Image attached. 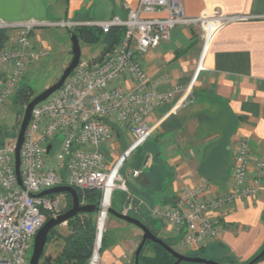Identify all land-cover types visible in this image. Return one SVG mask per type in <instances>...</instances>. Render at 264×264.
<instances>
[{"label":"built area","instance_id":"built-area-1","mask_svg":"<svg viewBox=\"0 0 264 264\" xmlns=\"http://www.w3.org/2000/svg\"><path fill=\"white\" fill-rule=\"evenodd\" d=\"M251 19L216 9L190 17L183 0H139L136 8L127 7L125 18L114 16L107 21L0 20V30L7 34L0 48V110L17 93L29 68L49 52L46 46L34 43L35 32L54 28L73 31L78 27L100 28L104 33L113 28L123 30L112 52L98 62L80 63L58 91L33 109L21 148L22 185L16 174L17 137L0 146V264H30L38 231L63 211L60 194L36 195L62 186L80 192L82 205H87V192H100L95 242L88 264H103V237L115 193L125 194L122 214H139L145 207L122 176L125 163L155 135L165 118L186 104L202 69L199 63L186 88L160 91L151 83L142 58L167 41L178 27L197 28L205 36L223 25ZM167 107L165 114L151 120ZM118 129L127 131L131 142L109 161L112 145L119 138ZM251 160L250 143L242 139L233 161L232 188L227 193L207 199L204 195L208 188L203 185L182 193L174 203L156 205L147 212L181 234L180 248L205 249L220 238L218 215L239 200L257 198L264 187V158L255 162L253 174L249 170ZM140 174L135 170L132 176ZM127 264L135 262L128 260Z\"/></svg>","mask_w":264,"mask_h":264},{"label":"crops","instance_id":"crops-1","mask_svg":"<svg viewBox=\"0 0 264 264\" xmlns=\"http://www.w3.org/2000/svg\"><path fill=\"white\" fill-rule=\"evenodd\" d=\"M138 3L139 0H0V20L107 21L114 16L125 18L127 7L136 8ZM183 3L190 17L216 9L252 19L223 25L205 36L197 28L178 27L167 41L142 58L151 83L160 91L186 88L199 63L202 66L186 104L157 128L151 154L143 156L142 164L135 159L134 167L127 161L122 169L130 191L145 204L144 215L149 208L174 203L182 193L203 185L208 188L204 195L207 199L227 193L232 188L233 161L242 139L251 146V174L255 162L264 158V0ZM43 37L44 33L37 31L33 41L48 48ZM100 53L88 63L96 62ZM168 108L158 111L151 120H157ZM115 150L109 161L118 156ZM135 170L141 171L140 176H132ZM217 220L222 230L220 238L204 250L216 249L228 262L248 264L264 248V187L257 198L237 201ZM111 230L116 234L110 242L107 239L102 263L127 264L136 252L142 231L116 217L109 221L108 231ZM167 230L174 232L177 240L181 237L176 229ZM257 264H264V260Z\"/></svg>","mask_w":264,"mask_h":264},{"label":"rangeland","instance_id":"rangeland-1","mask_svg":"<svg viewBox=\"0 0 264 264\" xmlns=\"http://www.w3.org/2000/svg\"><path fill=\"white\" fill-rule=\"evenodd\" d=\"M47 20H55V19H47ZM40 31L44 33L43 38L49 44V47H48L49 52L46 56H43L41 59H39L36 63H34L29 68L26 77L21 82V85L25 83L29 87V91H28L29 102L17 101L16 99V95L18 93L17 91V93L14 95L11 101L6 105V107L0 110V127H5V130L8 133V135L2 139L3 143H6V141L9 142V139L13 140V138L18 136L19 128L21 126L27 105L39 94H41L49 87L56 84L59 81L60 77L62 76L63 72L66 70V68L69 66V64L71 63L73 59V55L71 54L72 44L70 41V34L67 30L60 29V28H57V29L54 28L50 30H40ZM80 46H81V52H82L81 63L83 64H87L88 61L91 60L96 55H98L103 48L101 43L97 45L95 44L90 45L82 41H80ZM92 63H95V62H92ZM119 133H120L119 139L116 141V143H114V145H112L113 147L112 151L114 152V148H115L116 149L115 151L117 152L118 156L122 152H124L126 148L129 147L130 145L129 140L131 141V138L130 137L128 138V136L125 133H123V130L119 129ZM153 137L149 138V140H147L139 149H137L132 154V157L130 158V160H128L132 167H134L133 164L136 161L137 163L142 164L144 161L143 156L145 158V156L147 155L149 156L151 154L152 150L155 147L154 146L155 141ZM55 150H56V147L54 148L53 153L55 152ZM60 199H61V204H62L61 206L62 210H64L68 205L67 197L64 193H62L60 194ZM125 199L126 198L124 197V200L123 202H121V204H118L116 202L113 207L115 208V205L117 207L119 205L120 207L118 208V210H121L122 212V207H124L126 203ZM139 211H140L139 214L135 213L131 215L134 217L140 218L141 221L148 224L151 228L156 229L159 232V236L161 238L169 239L170 242H172L175 250H177L178 252L183 253V254H189V255L198 254L199 257L205 258L210 261L219 262L221 264H232L228 262L227 260L222 259V257L219 255V252L216 249L211 248L208 250H204L202 252H199V251L198 252H188L180 248L179 243H180L181 237L179 238V240H177L175 238V233L168 232L167 227L164 226L162 221L155 220L151 218L148 213L144 215L141 212V210ZM95 219H96V225H97V219H98L97 213L95 215ZM110 220H115V217L111 214L110 216H108V223L106 226L107 232L105 233L107 235V239L109 242L110 240L114 239L113 237L116 234L114 230L108 231V225H109ZM131 227L137 229L136 231L141 232V230L138 229L136 226L131 225ZM66 229H67V223L56 228L58 233H61V234L66 233ZM141 235H142V232H141ZM141 238L142 237L138 238L137 240L138 246L141 242ZM58 242L59 241H57V238L54 237L53 241L47 247L46 255L55 256V254L57 253V245L59 244ZM31 255H32V252L30 254V257ZM145 255H149V256L153 255L151 246L146 247ZM134 261H135V254L132 257L131 262L134 263Z\"/></svg>","mask_w":264,"mask_h":264},{"label":"trees","instance_id":"trees-1","mask_svg":"<svg viewBox=\"0 0 264 264\" xmlns=\"http://www.w3.org/2000/svg\"><path fill=\"white\" fill-rule=\"evenodd\" d=\"M69 33H73L78 36L79 40L90 44L97 45L99 43L102 44V51L96 62L100 61L107 53L112 52L116 45L120 43L123 30L120 28H113L109 33H104L100 28H90V27H78L73 31H69ZM7 40V34L5 31L0 30V48L4 46ZM72 54V52H71ZM29 87L25 83H23L18 90L16 95L17 101L29 102ZM8 133L5 130V127H0V146L3 144V138L7 136ZM79 197L82 198V194L79 192ZM100 200V192L99 191H90L86 194V203L92 205H99ZM124 200V194L120 191L116 192L113 197V206L119 201L120 204ZM71 207V203L62 211V213L69 210ZM119 207L115 205L113 209L118 210ZM96 213L92 214H79L75 218L69 220L67 222L66 233L61 234L58 231L53 229L48 237L47 246L45 248L44 254L41 257L40 264H88L96 236ZM138 218V217H136ZM140 219V218H138ZM141 220V219H140ZM146 224V223H145ZM150 230L159 238V232L156 229L151 228L148 224H146ZM56 237L57 241H59L57 245V253L55 256L46 255L47 247L53 241V238ZM167 245L173 247L172 242L169 239L161 238ZM107 235H104L102 251L107 247ZM152 247L151 256L145 255L146 247ZM177 251V250H176ZM204 251V249L199 252ZM183 254V253H182ZM189 257H199L198 254H184ZM264 260V256L256 261L254 264H257ZM176 259L169 254L163 247L158 244L152 243L148 241L141 252L139 257V264H174ZM234 264L233 262H230ZM181 264H194V263H186L183 262ZM249 264V263H248Z\"/></svg>","mask_w":264,"mask_h":264},{"label":"water","instance_id":"water-1","mask_svg":"<svg viewBox=\"0 0 264 264\" xmlns=\"http://www.w3.org/2000/svg\"><path fill=\"white\" fill-rule=\"evenodd\" d=\"M69 34H70V41L72 44L71 52L73 55V59L71 63L66 68V70L63 72L59 81L53 86L46 89L41 94H39L37 97H35L27 105L25 109L24 117H23L21 126L19 128L18 136H17V146L15 150L16 174L18 176V181L20 185H22V177H21V171H20L21 148L24 143L25 132L31 120L32 111L35 108V106L47 100L52 94L58 91L63 86L67 78L73 73V71L81 63L82 52H81L80 40L78 36H76L75 34L73 33H69ZM47 149L49 151L51 149V146H48ZM110 161H112L111 158H110ZM62 193L67 194L69 196L71 207L66 212L60 214L57 218L49 219L45 223V225L38 231L36 238H35L33 252L30 258V264H40L41 257L44 254L45 248L47 246L49 234L53 229L67 223L69 220L75 218L79 214H92V213H97L98 211L97 205H92V204L82 205L80 202L78 191L74 189L73 187H69V186L52 188V189L43 191L42 193L36 196L43 197V196H49V195H59ZM110 214L116 217L117 219H120L126 223L136 226L138 229L142 231L141 242L135 252V264H139V257L148 241L160 245L169 254H171L176 259V262L174 264H181L183 262L194 263V264H221L219 262L210 261L202 257H189V256H186L176 251L175 249L167 245L161 238L157 237L143 221H141L140 219L136 217L122 214L113 208L110 209ZM263 256H264V248L259 255H257L252 261L249 262V264H254L256 261L261 259Z\"/></svg>","mask_w":264,"mask_h":264}]
</instances>
